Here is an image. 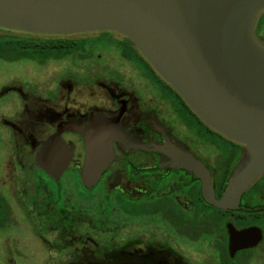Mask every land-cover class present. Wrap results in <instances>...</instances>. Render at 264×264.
Segmentation results:
<instances>
[{"label":"flooded vegetation","instance_id":"flooded-vegetation-1","mask_svg":"<svg viewBox=\"0 0 264 264\" xmlns=\"http://www.w3.org/2000/svg\"><path fill=\"white\" fill-rule=\"evenodd\" d=\"M92 134L110 158L90 177ZM180 157L219 200L249 153L126 36L0 25V264H264V171L221 207Z\"/></svg>","mask_w":264,"mask_h":264},{"label":"water","instance_id":"water-1","mask_svg":"<svg viewBox=\"0 0 264 264\" xmlns=\"http://www.w3.org/2000/svg\"><path fill=\"white\" fill-rule=\"evenodd\" d=\"M262 11L264 0H0V25L127 35L206 125L246 146V167L219 200L209 195L207 168L180 157L201 179L205 198L227 207L264 171V44L254 34ZM98 137L88 142L90 177L110 158Z\"/></svg>","mask_w":264,"mask_h":264},{"label":"rangeland","instance_id":"rangeland-1","mask_svg":"<svg viewBox=\"0 0 264 264\" xmlns=\"http://www.w3.org/2000/svg\"><path fill=\"white\" fill-rule=\"evenodd\" d=\"M262 20L264 21V17L262 18ZM264 23V22H263ZM101 31H112V32H116L122 36H126L127 38H129L127 35L119 32V31H114V30H101ZM81 32H92V31H81ZM35 33H44V32H35ZM73 33H78V32H66V33H53V34H62V35H65V34H73ZM130 39V38H129Z\"/></svg>","mask_w":264,"mask_h":264},{"label":"trees","instance_id":"trees-1","mask_svg":"<svg viewBox=\"0 0 264 264\" xmlns=\"http://www.w3.org/2000/svg\"><path fill=\"white\" fill-rule=\"evenodd\" d=\"M35 47H41V45H35ZM38 54L40 55V52L39 51H35V57H38Z\"/></svg>","mask_w":264,"mask_h":264}]
</instances>
